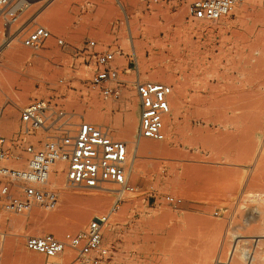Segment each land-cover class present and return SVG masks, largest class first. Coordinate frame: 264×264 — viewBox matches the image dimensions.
I'll return each instance as SVG.
<instances>
[{
  "label": "rangeland",
  "instance_id": "rangeland-1",
  "mask_svg": "<svg viewBox=\"0 0 264 264\" xmlns=\"http://www.w3.org/2000/svg\"><path fill=\"white\" fill-rule=\"evenodd\" d=\"M193 1L162 0L148 10L144 0H68L59 18L64 26L54 29L50 20L43 19L57 0H28L23 18L26 29L15 37L4 36L0 28V105L4 107L0 135L10 137L19 130L24 106L34 99L53 97L87 121H102L100 125L110 127L114 139L126 141L120 138V127L127 114L138 116L139 124L137 97L125 89L118 99H106L88 88L89 68L76 57L87 39H95L98 49L110 46L124 53L117 56L122 61V78H135L128 56L134 50L141 81L173 87L166 138L161 141H168V151L143 155V170L137 178L130 172L134 152L130 153L128 179L136 191L123 196L104 231L111 264H233L232 259L234 264H264V2L243 0L227 16L209 20L190 16ZM37 25L50 29L53 37L35 52L21 40ZM56 37L63 38L66 46L56 45ZM12 48L22 50V56L9 61L6 55ZM158 70L163 71L162 78L152 77ZM9 73L33 84L23 90L18 85L21 79L16 82ZM27 90V101L18 105V95ZM94 101L103 104L98 117L90 116ZM169 121H175V130L168 139ZM46 135L38 132L39 138ZM133 138L138 142L137 135ZM143 141L160 143L139 142ZM186 166L201 170L190 172ZM66 168L64 163V190L99 196L103 208L92 213L81 229L75 228V216L89 203L72 200L58 208L54 165L48 190L56 197L50 205L12 211L0 198V264L52 259L80 264L75 261L77 252L70 248L48 258L25 245L30 235L76 233L114 204L116 184L69 187ZM166 194L182 202L177 207L169 205L163 199Z\"/></svg>",
  "mask_w": 264,
  "mask_h": 264
},
{
  "label": "built area",
  "instance_id": "built-area-1",
  "mask_svg": "<svg viewBox=\"0 0 264 264\" xmlns=\"http://www.w3.org/2000/svg\"><path fill=\"white\" fill-rule=\"evenodd\" d=\"M161 1L144 0V4L151 10ZM242 1L194 0L189 13L193 19L217 20L227 16ZM28 10V0H0V28L4 36L20 35L26 29L23 18ZM52 37L50 29L37 25L25 33L21 43L36 52ZM66 44L63 38L56 37V45ZM98 46L95 39H87L76 51L77 59L89 68V77L85 79L88 88L106 99H118L125 89L132 91L139 107L138 141L165 140V124L171 114L172 85L141 81L134 50L128 56L135 78L132 81L122 78V61L117 56L124 53L110 46L105 49H98ZM129 71V66L124 69L127 74ZM3 116L4 107L0 105V124ZM19 119L20 128L14 135H0V198L10 210H28L34 205L53 202L56 193L49 191L48 185L57 162L67 164L66 184L69 187L102 188L104 183L118 186L112 207L93 217L84 229L68 232L63 237L30 235L26 238V248L48 258L57 257L70 248L77 252L75 261L80 264H111L112 254L105 241V228L123 196L136 191L128 179L127 142L114 139L110 127L85 120L83 115L65 109L53 97L34 99L21 109ZM39 131L46 132V137L37 138ZM163 199L174 207L182 202L172 194L164 195Z\"/></svg>",
  "mask_w": 264,
  "mask_h": 264
},
{
  "label": "bare ground",
  "instance_id": "bare-ground-1",
  "mask_svg": "<svg viewBox=\"0 0 264 264\" xmlns=\"http://www.w3.org/2000/svg\"><path fill=\"white\" fill-rule=\"evenodd\" d=\"M48 1H50V0H45L46 3ZM67 2H68V0H57L56 5L52 9V12L48 16H46V17L44 16L45 18L43 17L44 18L43 20H45V19L50 20V27H52L54 29L55 28L57 29L58 27H63L64 26V25L62 26L63 22L59 18H60L61 15H63L62 13L64 12V7L66 6ZM41 3H43V2H41ZM46 3H44L42 5L44 6ZM251 3L253 4V0L251 1ZM42 5H40V6H42ZM239 5L240 4H237L236 6H234L232 10H234ZM42 13L43 12H41L38 16H40ZM262 13H264V11H262ZM45 23L48 24L49 22L48 23L45 22ZM1 35H2V30H0V37H1ZM18 35L15 36V37H18ZM6 56H7L6 57L7 60H9V61L12 60V59H14V58L21 57L22 56V50H17L16 48L15 49L12 48V50ZM5 62L7 63V61H5ZM162 72H163L162 70L153 71L151 76L154 77V78H156V77L162 78V76L164 75ZM7 76L9 78H11L12 80H15L16 82H17V80L21 79V82L18 85L22 86V89L24 88L25 90L27 89L26 88L27 85H32L33 84L30 79H27L25 77H13L14 75H11L10 73L7 74ZM30 87H33V86H30ZM30 87H28V90H29ZM28 90L27 91H24V93L18 95V97H17L18 99L16 100V103L18 105L21 106L23 103H25L27 101L29 93L27 94L25 92H29ZM31 92H32V90H31ZM196 95H197V93H196ZM0 96H2V94H0ZM102 109H104L103 108V104L94 101V103L92 104V106L89 109L90 116L92 114V116L98 117L99 115L102 114ZM196 117H197V115H196ZM199 117L200 116H198L197 119H199ZM101 122L102 121H100V124H101ZM169 122H170L168 124L169 125V130H168V134H167L168 139L171 138L170 137L171 132H173L175 130V121H169ZM138 125H139L138 124V116L136 117V116H134V114H127L126 119H125V122H124V125L122 127H120V131H121L120 138H124L126 140V142H129V141H131L130 143L133 142V144L128 147V152H129V156H130L131 151L134 152V155H133V158H132V164H131V168H130V172L132 174V177H134V178H137L140 175V173L142 172V170H143V164H142L143 161L140 160V158L143 157V155H147V154L162 155V154H165L168 151V149H169L168 146H167L168 141H165L164 143H162L164 140L162 142H160L159 144H153V143H150V142H147V141H143V142H139V141L138 142L137 141L135 142V141H133L132 140L133 136L134 135L135 136L137 135ZM37 138H39V136ZM63 166H64V162H57L55 164L56 172H54L55 174H54V179H53V182H54L56 188L59 190V194H60V205H58V208L59 209H62V206L63 205L61 206V204L63 202L72 201V200H81V201H85L86 203H89V206L87 208H85L82 212H80V214H78L77 216L74 215L76 218L74 219L73 226L75 228L81 229L86 224V222L88 221V219L90 218V216H91L92 213H94L96 211H99V210H101L103 208L104 203L102 202V198L99 197V196H94V195H90V194H86V193H82V192L81 193H79V192L71 193L70 191L68 192L67 190H64V188H65L64 185L65 184H64L63 175H62V167ZM185 168L188 171L194 172V173L199 172L201 170V167H199V166H186ZM128 177H129V171H128ZM186 180L190 181V180H192V177H186ZM126 208L124 210H126ZM223 245H225V244H223ZM226 246H227V244H226ZM227 250H229L228 247H227ZM215 251H217V250H215ZM258 252L259 251L254 247V254H258ZM225 254L226 253H224L223 255H225ZM223 255H221V257ZM237 255L238 254H236V256ZM236 256H234V258ZM223 257H225V256H223ZM246 257H247V254H246ZM53 258H55V257H53ZM231 261H233L234 263H236L233 259ZM221 262H222V259H221ZM37 264H66V263L62 259L61 260L60 259H52V260H48V261L46 260L45 262L38 260V263ZM223 264H226V262L223 263Z\"/></svg>",
  "mask_w": 264,
  "mask_h": 264
}]
</instances>
